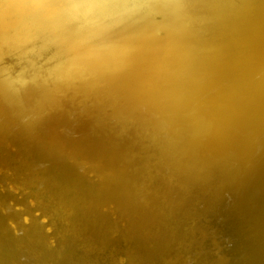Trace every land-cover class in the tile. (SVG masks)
Listing matches in <instances>:
<instances>
[{"label": "bare ground", "instance_id": "bare-ground-1", "mask_svg": "<svg viewBox=\"0 0 264 264\" xmlns=\"http://www.w3.org/2000/svg\"><path fill=\"white\" fill-rule=\"evenodd\" d=\"M0 264H264V0H0Z\"/></svg>", "mask_w": 264, "mask_h": 264}]
</instances>
